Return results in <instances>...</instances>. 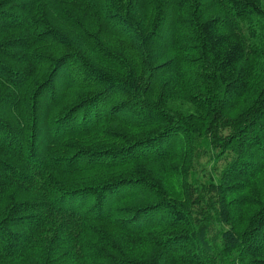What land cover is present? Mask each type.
Instances as JSON below:
<instances>
[{"label": "trees", "instance_id": "16d2710c", "mask_svg": "<svg viewBox=\"0 0 264 264\" xmlns=\"http://www.w3.org/2000/svg\"><path fill=\"white\" fill-rule=\"evenodd\" d=\"M0 264H264V0H0Z\"/></svg>", "mask_w": 264, "mask_h": 264}, {"label": "rangeland", "instance_id": "374dc122", "mask_svg": "<svg viewBox=\"0 0 264 264\" xmlns=\"http://www.w3.org/2000/svg\"><path fill=\"white\" fill-rule=\"evenodd\" d=\"M204 150H205V148L202 147L201 152L197 156L196 162H195L196 167H197V164H201L200 171H199V173H200L199 177L201 180L208 177V175L207 176L201 175V174H204L203 173L204 171H202V168H205V172L207 173L212 164H214L217 169H219L221 166L226 164L225 158H218L216 161H213L212 158H210L209 153H207ZM252 186H253L252 184L251 185L246 184L244 186V188H245V190H248L249 192H251ZM72 259H73L72 256L70 254H68L67 255V262L72 261Z\"/></svg>", "mask_w": 264, "mask_h": 264}]
</instances>
